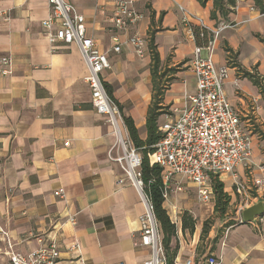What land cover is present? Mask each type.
<instances>
[{"label":"crops","instance_id":"crops-1","mask_svg":"<svg viewBox=\"0 0 264 264\" xmlns=\"http://www.w3.org/2000/svg\"><path fill=\"white\" fill-rule=\"evenodd\" d=\"M66 1L85 16L88 35L108 52L111 68L103 72L105 85L111 87L123 117L134 119L144 140L153 96L148 47L151 34L155 33L161 61L176 68L165 104L181 111L187 95L196 89L190 61L197 42L182 22L179 5L202 17L209 28L227 22L211 19L210 1L202 6L198 0H133L145 17L126 30H118L111 22L117 0ZM51 11L48 0H0V55L14 58L13 74L0 75V261L8 263L2 230L16 251L28 253L40 247L37 236L45 238L57 228L61 231L59 264H143L150 249L136 242L145 204L135 185L119 183L123 169L108 157L116 135L92 104L91 88L85 80L88 69L79 47L74 43L51 44L45 35L42 22ZM228 21L239 24L223 30L216 39L214 60L218 67H228L225 88L237 110L236 104L245 99L236 97L235 80L246 98L259 100L262 94L250 79L236 72L237 66L227 65L223 46L227 44L239 53L243 69H255L264 76V43L257 36L264 37V16L253 2L246 1ZM193 24L199 26L196 21ZM136 34L147 41L143 56L130 42ZM117 44L121 45L119 52L114 51ZM123 129L129 136L127 126ZM253 148L251 168H239L243 179L264 177L260 170L252 169L264 163V150L263 155L259 153L255 140ZM220 179L226 189L230 188L228 194L238 197L231 176L223 174ZM185 184L196 190L194 184L183 180V188L164 201L177 225L174 261L191 258L195 264H207L208 257L215 256L221 264H264V213L252 222L239 218L221 232L213 226L202 235L215 203L202 202L195 192L201 204L195 209L189 201L184 202ZM59 189L63 196L55 195ZM255 195L250 204L264 198V187ZM184 209L195 216L193 233L182 229ZM73 241L80 245L76 251L68 249Z\"/></svg>","mask_w":264,"mask_h":264},{"label":"built area","instance_id":"built-area-1","mask_svg":"<svg viewBox=\"0 0 264 264\" xmlns=\"http://www.w3.org/2000/svg\"><path fill=\"white\" fill-rule=\"evenodd\" d=\"M51 14L42 22L45 35L51 42L76 44L87 65L88 75L85 80L91 88V101L95 110L104 115L112 125L116 142L109 148L108 157L117 162L123 169L124 177L119 183L131 182L137 187L145 204V211L139 217V238L137 246L150 249V257L143 264H168L163 232L156 217L149 194L145 191L142 175V155L139 148L124 133L125 121L118 103L108 93L103 80V72L111 68L109 54L98 46L95 39L88 35L85 16L75 5L66 0H48ZM248 0H237L235 9ZM182 22L191 38L195 39L194 24L212 33L207 45H196L190 69L196 78V89L187 95L186 106L165 113L160 123L161 139L149 153L151 164L163 169V197L167 200L173 191L183 188V180L195 185L199 199L208 203L215 199L213 177L229 174L232 178L233 191L240 198L242 205L249 206L255 193L264 187V177L241 178L239 168H251L252 139L242 125L241 117L234 108L225 88L228 67H218L214 60L215 42L221 32L239 23L221 22L215 28H209L202 17L193 13L183 5H179ZM264 16V13H260ZM133 0H117L112 16V27L126 30L129 26L144 19ZM118 38L115 37V41ZM139 56L145 53L147 41L139 35L130 38ZM207 56H203V51ZM114 51H121V45L114 46ZM14 58L11 54L0 55V75H12ZM176 114V115H173ZM264 173V164L259 165ZM55 195L63 196L62 189ZM76 223L74 217L71 218ZM7 242L4 254L8 263L0 264H59L60 249L58 238L60 230L55 228L45 238L38 237L40 247L28 253L14 249L9 235L3 231ZM77 241L71 242L68 249H79ZM173 264H195L189 258L185 261L176 259ZM207 264H221L215 256L208 257Z\"/></svg>","mask_w":264,"mask_h":264},{"label":"trees","instance_id":"trees-1","mask_svg":"<svg viewBox=\"0 0 264 264\" xmlns=\"http://www.w3.org/2000/svg\"><path fill=\"white\" fill-rule=\"evenodd\" d=\"M202 6H206L210 0H198ZM213 7L211 9L210 17L217 23L221 21H228L230 14L235 11L237 0H212ZM255 8L260 13H264V0H253ZM194 34L198 45H207L211 39L212 33L206 29L194 26ZM259 39L264 43V37L257 35ZM225 50L229 53V57L233 56L234 49L229 45H224ZM148 47L152 57V81H153V96L152 102L148 110L146 119L147 138L144 140L140 137L138 127L131 116H124L125 124L129 130L131 139L135 146L144 150V156L142 158V175L144 181L145 191L151 197L156 217L161 225L163 231V243L165 246L167 260L173 261L177 255L178 247L173 245V240L177 233V225L171 219L168 211L164 207L163 197V169L157 164H151L149 153L154 150V145L161 139V132L159 129L160 117L165 113L167 105H164L165 92L168 89L167 83L165 84L161 79V59L158 51V46L155 40V33L149 37ZM235 54V53H234ZM234 66H239V71L242 76L250 79L254 85H256L261 94L264 97V76L256 72H250L243 69L241 63H237ZM108 93L113 96V92L110 86L105 85ZM117 102V101H116ZM213 187L216 196L215 211H220L221 216L226 213L227 207L231 200V196L228 192L224 191V183L220 180L219 176L213 177ZM209 221L204 222L202 235L208 233ZM229 224H234L231 222ZM196 220L194 216L185 211L182 214V229L189 230L193 233L195 230Z\"/></svg>","mask_w":264,"mask_h":264},{"label":"rangeland","instance_id":"rangeland-1","mask_svg":"<svg viewBox=\"0 0 264 264\" xmlns=\"http://www.w3.org/2000/svg\"><path fill=\"white\" fill-rule=\"evenodd\" d=\"M253 2V0H248ZM210 2L213 3L212 0H210ZM254 3V2H253ZM264 23V21H263ZM210 32V31H209ZM225 47V46H223ZM227 52V51H226ZM235 53V54H234ZM233 56L229 57V53L226 54V60H227V65L229 66H234L237 63H241L240 57H239V53H236L234 51ZM216 54V53H215ZM203 56H207V54L203 53ZM161 79L163 80V82L168 86V89L170 88L172 82L175 80V77L173 75V71L176 69L174 66L169 67V63H165L163 61H161ZM254 72L255 69H253ZM239 71V66H237L236 72ZM238 76V73L236 74ZM235 84V95L236 97H242L244 98V102H238L237 105V110L239 111V115L241 117L242 120V125L244 127V129L247 131V133H249V135L251 136L252 139V143L255 140V142L258 145V150L259 153L263 155V140H264V128H263V107H264V97L263 94L261 95L262 98L259 100H254V99H248L245 97L243 90L241 88H238V83L237 80H235L234 82ZM167 89V90H168ZM166 90V92H167ZM165 92V93H166ZM165 100V98H164ZM238 100V98H237ZM164 105L165 101H164ZM172 110V107L170 105L167 106L165 113L169 112ZM165 113L160 117L159 122L163 121L164 117H165ZM122 117L123 114L121 113ZM124 120V117H123ZM130 137V135H129ZM131 139V138H130ZM132 140V139H131ZM133 142V141H132ZM134 144V142H133ZM135 146V144H134ZM139 152L142 155V158L144 156V150L143 149H139ZM255 148L252 149V156L251 159L253 157V155L255 154ZM260 161V160H259ZM257 163L258 160H257ZM260 163H263V159L261 160ZM264 164V163H263ZM261 164V165H263ZM244 169H246L245 167H243ZM252 169L258 171L259 166L258 167H253ZM220 178V176H219ZM221 180V179H220ZM227 189H230L229 187ZM226 187L224 185V191L226 192ZM184 191L187 192L186 198L184 199V202L189 201L190 203H192V205L194 206V208L196 209V206L201 205L196 197H195V188H192V186H187V184L184 185ZM263 199V198H260ZM215 203L216 205V196L215 199L212 200L211 202L208 203ZM243 203L240 201L239 197H231V200L229 202V205L227 207L226 213L224 215L221 216V212L220 211H215V206H214V211L213 213L209 216V218L207 219L209 221L208 224V231H210L213 226H215V229H219V232L222 231V229L224 227H227V225H229V223L231 222H236L237 219H242V210L246 207H244L242 210L240 209ZM251 205V204H250ZM183 212H185L186 210H182ZM193 216L194 214L192 212H190ZM195 218V216H194Z\"/></svg>","mask_w":264,"mask_h":264},{"label":"water","instance_id":"water-1","mask_svg":"<svg viewBox=\"0 0 264 264\" xmlns=\"http://www.w3.org/2000/svg\"><path fill=\"white\" fill-rule=\"evenodd\" d=\"M264 213V198L258 199L253 202L251 205L247 206L242 210V221L243 222H252L256 218ZM168 264H171V261H168Z\"/></svg>","mask_w":264,"mask_h":264}]
</instances>
